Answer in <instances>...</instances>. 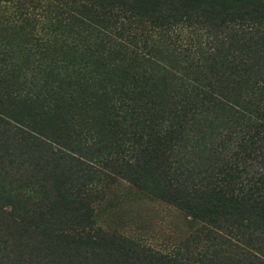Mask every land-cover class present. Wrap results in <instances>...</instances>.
<instances>
[{
    "label": "rangeland",
    "instance_id": "374dc122",
    "mask_svg": "<svg viewBox=\"0 0 264 264\" xmlns=\"http://www.w3.org/2000/svg\"><path fill=\"white\" fill-rule=\"evenodd\" d=\"M26 1L0 0V264H264V10L31 0L14 25Z\"/></svg>",
    "mask_w": 264,
    "mask_h": 264
},
{
    "label": "trees",
    "instance_id": "16d2710c",
    "mask_svg": "<svg viewBox=\"0 0 264 264\" xmlns=\"http://www.w3.org/2000/svg\"><path fill=\"white\" fill-rule=\"evenodd\" d=\"M46 1H48V0H46ZM57 1H65L66 4H69L68 0H53V2H57ZM90 1L91 0H89V2ZM16 2H19V0H16ZM30 2H31V0H28L23 5L18 4V6H17L18 11L14 15L11 16V18H13L12 22H15L14 25L16 23L21 24L23 22H26L28 20V16H29L31 21L36 19V18H38V19H40V18L44 19L45 18V16L43 15V12H44L43 9L48 6V2L43 7L35 6L34 2L32 3V5H29ZM210 2L218 4L219 2H222V0H212ZM241 5H242V7H249L253 13H259L261 10H264V0H245V2H243ZM44 13H46V12H44ZM259 15L263 16L264 14L259 13ZM49 16L52 20H54L55 15L53 13H49ZM8 17L4 18V22H6V23L10 22L7 19ZM254 17H256V16L254 15ZM77 75H79V73H77ZM38 136H40V135H38ZM33 139L36 141H39L36 138H33ZM112 154H114V153H112ZM80 159L85 161V159H83L81 157H78L77 160H75V158L68 157L67 162L70 163L71 165H75V167L77 169H79V171L84 172L85 176L89 182L94 181L92 183L88 182L89 186L91 188L96 187L98 184H102L104 181H106L109 178V175L113 173V171H111L112 168L107 169V166H106L108 164V168L112 167V162H110V158H106V159H104V161L101 162L102 167L97 166V167L93 168L94 172H92V173H91V167H93V165H95V163H90L91 166H88V164L86 162H82ZM113 160H115V158ZM103 168L105 170V173L97 170V169H103ZM96 173H97V175H96ZM93 184H94V186H93Z\"/></svg>",
    "mask_w": 264,
    "mask_h": 264
}]
</instances>
